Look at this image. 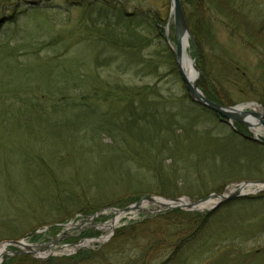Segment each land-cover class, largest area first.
<instances>
[{"label":"rangeland","instance_id":"rangeland-1","mask_svg":"<svg viewBox=\"0 0 264 264\" xmlns=\"http://www.w3.org/2000/svg\"><path fill=\"white\" fill-rule=\"evenodd\" d=\"M122 1L125 3V13L139 12L155 16L162 26L163 37L158 34L152 35L149 44L140 54H131L129 51L123 53L109 40L107 43L100 41L99 36H103L104 39L110 36L122 39L121 33L119 34L120 27L115 25L111 28L103 26L99 30L93 29L88 20L83 21L82 9L75 0H23L14 14L18 19L6 23L0 31V80L9 84L3 91L12 95L24 91L43 93L49 100L54 96L55 99L66 102L82 95H94L95 89L102 90L105 82H118L129 86L156 84L159 88L158 93L165 102H168L166 110L174 111L173 116L178 119L183 118L185 121L195 119V116L200 115L199 111L181 105L183 103L191 107L190 104L196 103L189 98L174 62L172 50L175 48V36L171 0ZM180 1L192 36V40L187 38L186 54L190 59H195L196 65L192 47V43L195 42L201 53L199 64H205L206 68L212 70L209 71L210 74L218 79V83H212L209 89H213L222 104L255 111L264 116L260 94L242 87L241 82L250 80L264 91V77L262 78L263 68L258 55L248 41H245L246 37L231 32L235 23L231 13L237 10L229 9V5L225 6V0H213L212 3L202 0ZM255 1L261 6L264 3V0ZM28 6L36 8H27ZM219 7L223 11H219ZM258 19L264 25L263 17ZM238 28L240 31L244 29L245 32L252 30L250 25L244 23ZM150 53L157 56L158 75L137 69L139 62L149 57ZM169 57L172 58L173 64ZM242 71H245V79ZM8 81L10 83H7ZM150 98L154 100L153 97ZM98 103L101 112L109 113L119 108V103L111 97L106 102L100 100ZM67 113L69 121L63 124L57 122L63 117L62 114L55 119L54 117L45 119L47 129L43 131L42 138L34 137L32 134H27L28 139L14 138L15 133L12 137L11 131L6 129L1 131L3 138H0V246L4 245V250L0 264H146V261L155 254L163 257L170 252L166 250L160 254V243L176 244L188 231H183L184 225L179 228L172 226L171 223L176 220L174 218L153 217L152 215L164 213L167 208L150 201L142 202L143 209L123 212L111 230L103 229L101 226L110 222L116 215L113 209L116 207H113V204L116 205L117 202L118 206H122L123 202L132 204L148 196L167 199L166 194L170 193L177 195L178 198L198 200L210 194H230L244 182L264 180V148L237 142L232 137L228 139L233 150L230 157L235 158V161L237 158L240 159L241 165L238 164V168L235 167L230 172L217 175L224 169L216 162L217 144L222 137L228 138L227 127L235 131L238 126L235 123L240 124L244 128L241 131L246 133L244 135H247V140H250L249 136L257 133L239 122H233L232 126L227 123L220 126L212 121L210 116L207 118L204 116L205 120L201 115L199 123L196 121V124L198 123L195 126L196 131L187 133L190 134V138H178L176 156L172 155L170 149L159 154L155 162L124 164L132 167L144 166V169H138L147 175V180L140 185L141 193L107 195L103 193L106 189L102 184L96 189V184L101 182L107 173L106 170L108 172L111 170L110 167L106 169L104 165L105 160L108 162V158L111 157V151L104 146L111 144L112 135L117 143H120L118 139L125 140V137L121 133L118 135L117 128L114 127L113 130V127H107V119L113 115L107 114L106 118H100L99 110L94 108L79 112L78 120L85 124L92 122L96 129L83 126V129L75 132L72 129L74 125H71L74 122V114ZM1 121L4 126L7 124L6 119ZM98 126L111 131L98 132ZM207 126L212 130H206ZM141 130L139 128L137 133ZM179 132L180 130H177V133ZM244 135L241 138L245 139ZM258 137L264 141V134ZM129 143L134 144L133 141ZM33 152L41 153L40 157L53 169L58 168L62 178L71 181L69 184L73 183L74 187H77L76 182L79 180L88 188L89 193H86L89 198L88 210L103 205L105 207L91 220L87 217L93 215L87 216L86 219L80 213H76L64 224L53 222L56 213H46L47 210L40 205L35 208L37 211L35 216L41 213V222H33L32 218L20 213V208H12L11 204L18 205L20 197L17 196L16 203L12 200L16 194L10 192L12 185L17 184L19 193L28 192L29 182L23 176L26 168L23 165L26 163L25 157L32 155L30 153ZM217 160L219 161L218 157ZM46 164L44 163L42 168H46ZM115 168L118 169L116 166ZM117 172L119 173L118 170ZM226 175L230 177L222 180ZM34 178L39 182L40 176L35 175ZM107 185L109 183L105 184ZM217 188L221 189L216 192ZM98 190L101 193H98ZM240 191L241 197L256 196L264 191V185L247 183ZM206 193V196L198 198ZM216 202V198L211 197L206 204L197 206L196 210L207 212V209L213 207ZM223 205L224 203L220 204L210 212H216ZM248 213L249 211H244V216H248ZM258 213H261L260 218H264V208ZM232 215L238 214L230 213L228 216ZM246 218L250 224L249 228L251 227L252 231L256 230L257 218L253 219L251 216ZM224 223L228 225L229 236L232 237L234 235L232 223L226 221ZM36 225L42 226L33 232L32 228ZM262 232L254 240L251 238L242 242V247L247 248L244 252L222 248L203 264H264V231ZM34 234L39 235L37 239L32 238ZM18 240L32 246L36 252L31 254L23 245L10 243ZM147 245H152V250L146 253ZM80 251L87 252V256L80 261L74 260L72 256ZM41 252H45L46 255H41ZM25 255L29 258L20 257ZM16 256L20 258L13 260ZM191 259L193 258L185 259L186 264L188 260L191 263ZM11 260L13 261L10 263ZM157 261L158 259L154 260Z\"/></svg>","mask_w":264,"mask_h":264},{"label":"trees","instance_id":"trees-1","mask_svg":"<svg viewBox=\"0 0 264 264\" xmlns=\"http://www.w3.org/2000/svg\"><path fill=\"white\" fill-rule=\"evenodd\" d=\"M22 1L0 0V31H2L3 25L6 23L15 22L18 19L14 14L18 11ZM75 1L82 9L83 21L88 20L93 29L99 30L103 26L104 28H111L115 25L120 27L121 32H119V34L121 33L120 35L122 36V39L117 36H110L108 39L99 36V39L105 43L109 40L112 44H116L118 49L123 53L129 51L131 54H140V52L149 44L152 35L158 34L163 37L162 26L159 25L160 23H158L155 16L151 17L139 12L125 13V3L122 0ZM202 1L207 3L213 2V0ZM225 1V6L229 5V9L237 10L236 12L231 13L235 18L233 19L235 23L233 24L231 32L239 33L244 38L246 37L245 41H248L247 43H249L251 48H253V51L258 55L259 63L263 68V78L264 25L260 23L258 18L262 16L264 19V3L261 6L260 3L255 0ZM27 8L35 9L36 7L28 6ZM219 11H223L221 7H219ZM242 23L250 25L252 30L249 32L243 31L244 29L240 31L238 27L242 26ZM192 47L194 55L196 56V66L199 70L198 88L207 98L222 104L216 96V93L212 91L213 89H209V86H211L212 83H218V79L214 78L213 74H210L212 70L208 67L206 68L205 64H199L201 53L199 52L198 45L193 42ZM156 57L153 53H150L149 57L141 60L137 67L138 71L145 70L158 75V61ZM169 58L173 64L172 58ZM120 65L118 67H120ZM236 70H238V68H236ZM244 72L245 71H242V75L245 79ZM221 74L223 75V73ZM249 81L245 80L244 82H241L244 85H242V87L254 93H259L261 97L259 99L262 100L264 106V91H261L262 88H258L256 84ZM7 83H10V81ZM8 86L9 84H6L5 82L3 83V80H0V138H3V134H1L3 129L11 131L12 137L13 133H15L14 138L24 137V139H28L26 138L29 136L27 134H32L34 137L38 138L41 136L40 138H42L44 137L43 131L47 129V124L45 123L47 121L44 120L53 119V117L55 119L62 114L63 117H60L59 120L56 121L63 124L69 121V118L66 116L67 112L74 114V122H72L71 125H74L72 129L75 132L81 128L83 129V126L85 128L90 126L91 129H96L92 122H90V124H85L78 120L79 112H85L90 108H94L99 110L100 118L104 119L108 115H113L112 118L107 119V127H113V130L114 127L115 129L117 128L118 135L120 136V133L121 135L123 134L125 140L118 139L120 143H117L114 141L113 135L111 134V144H106V146H104L108 151H111V157L108 158V162L105 160L106 164H104L106 169L110 167L111 170L109 172L106 170L107 173L102 177L101 182L96 184V189L100 187L99 184H102L103 188L106 189V192L103 193H107V195L141 193L142 187H140V185L147 180V175L140 172L138 169H144V166L138 165L137 167H132L124 164L135 162L136 164H145L148 162H155L159 154L164 151H170V149H172V155L176 156V152L178 151L176 142L179 141L178 138H190V134L188 135L187 133L196 131L197 128L195 126L198 125L201 115L203 116L201 118H204L205 120L210 116L212 121H215L217 125L225 126L226 124V122L221 120L216 114L198 104H190L192 108L187 106V104H181L183 106L186 105V107L190 109L196 108L199 111L200 115L195 116V119L185 121L183 118H176L173 116L175 113L174 111L165 109L166 103L168 102H165L161 94L158 93L159 88L156 84L129 86L125 84L121 85L118 82H105L102 85V90H99L98 88L95 89L94 95H82L66 102L62 99H55L54 96L49 100L45 94L36 92L28 93L24 91L21 94L15 92L12 95L11 93L3 91V89H7L6 87ZM110 97L116 99V102L119 103V108L116 109V111H109V113L106 111L101 112L98 108V101L102 100L106 102ZM150 97H153L154 100ZM166 111L169 112L165 114ZM2 119L7 120L5 126L1 121ZM197 120L198 123L196 124ZM235 124L238 125L236 126L235 131H232L227 127L229 133V135H227L228 138L226 139L222 137V140L217 144V157L219 161L216 157V162L224 168L222 169L223 171L217 175L230 172L231 170H234L235 167L238 168V164L241 165L239 163L240 159L237 158V161H235V158L230 157L233 150L228 142L229 138L232 137L237 142H243L254 147L264 148V144L260 142L254 143L252 140H247V135H244L246 133L241 131L243 127L238 123ZM49 126L55 127L56 125ZM139 128L142 130L140 133H137ZM16 129L17 131H15ZM97 130L98 132L111 131V129L107 130V128H101L100 126H98ZM177 130H180V132L177 133ZM206 130L212 129L207 126ZM243 135L245 136V139L241 138ZM130 141H133L134 144L129 143ZM175 148L177 149L176 152ZM30 154L32 155L25 157L26 163L23 165L26 167L23 176L26 178V181L29 182L27 188L28 192L19 193L17 184L15 183V185H12L10 192L16 193L12 199L15 203L17 196L20 195L18 205L15 206V204H11V206H13L12 208H20V213L25 215V217L32 218L33 222H41L42 214L39 213V216H35L37 213L35 208L37 209V205H40L41 208L47 210L46 213H56L57 216H53L54 219L50 217L53 222L64 224L71 220L76 213H80L83 217H86L105 207V205L98 207L93 206L94 208H92V210H88L87 207L89 206L87 203L89 198L86 193L89 192L88 188L85 187L81 181L77 179L78 183L76 182V185L78 186L74 187L73 183L69 184L71 182L70 180L62 178V173L58 168L53 169L46 164V161L40 157L41 153L33 152ZM235 154L240 158L237 153ZM44 163L47 165L46 168H42L44 167ZM115 166L118 168L117 170L119 173ZM35 175L40 176V178H38L39 182L34 178ZM229 177L230 175H226L222 177V180ZM106 183H109V185L105 186ZM112 186L114 187L111 188ZM90 187L91 185L89 186V189ZM220 189L221 188H217L216 192ZM99 190L98 193H101ZM206 195L207 193L201 194L198 198ZM166 197L176 198L178 196L170 193L168 195L166 194ZM118 203L119 202L112 206L121 208L129 204H124L125 202H123L122 206H118ZM121 203L122 202H120V204ZM130 203L132 202L130 201ZM261 208H264V191L256 196H240L227 200L224 202L223 206L213 213L210 211H187L173 208L166 210L162 214L152 215L156 218H174L176 220L171 223L172 226L179 228L181 225H184L185 228L183 231L187 230L188 232L186 236L176 244L169 245L165 242L160 243V254L166 252V250L170 252L163 257L155 254L157 256L154 255L153 257H150L149 260L146 261V264H186V260L189 258L193 259H191V263H189L188 260L187 264H203L205 261L209 260L214 253L222 248H232L239 252H244L247 248L242 247V242L251 238L254 240L260 232L264 231V218H260L259 215L261 213H258ZM74 209H77V211L74 212ZM244 211H249L248 216H251L253 219L257 218L256 230L252 231L251 227L249 228L250 224L246 218L248 216H244ZM230 213H237L238 215L228 216ZM182 220H185V223H183ZM223 220L232 223L231 227L234 232L232 237L229 236V227ZM41 226L42 225L34 226L32 231L34 232V229ZM142 230L143 229H141V231ZM116 231L118 232L119 229ZM38 236L39 235L34 234L32 238L37 239ZM151 246L152 245L146 246V253L152 250ZM86 256L87 252L83 253L80 251L72 257L74 260L80 261ZM20 257L28 256L25 255ZM20 257L16 256L13 260ZM155 259H158V261L154 262ZM13 260H11L10 263Z\"/></svg>","mask_w":264,"mask_h":264},{"label":"water","instance_id":"water-1","mask_svg":"<svg viewBox=\"0 0 264 264\" xmlns=\"http://www.w3.org/2000/svg\"><path fill=\"white\" fill-rule=\"evenodd\" d=\"M171 14L173 18V32L175 36V48L172 50L173 56H174V62L177 67V71L180 75V78L184 84L185 90L194 103L202 106L203 108L212 111L214 114H216L221 120L225 121L227 124L232 126L233 122H239L243 124L245 127H247L249 130H252V127L250 122L245 117H251L253 118L256 123L255 126H262L264 127V116L261 113L255 112V111H247L243 110L242 108H238L237 106H227L224 104H220L217 102H214L207 98L201 90L198 88V77H199V71L195 65V59H191V70L193 72V77L188 78L183 71L181 62L183 57V48L181 45V40L185 36L186 38L192 40V36L189 30V27L187 25L182 5L180 0H171ZM249 139L257 142H261L264 144V141L258 138L257 136L251 135L248 137ZM247 183L255 184V185H264V180H258V181H252V182H244L241 183L242 185H246ZM242 195L240 191V187L235 188L230 194H210L204 198L198 199V200H184L182 198H176V199H166L168 202L164 203L167 208H180L185 210H196L197 206L203 204L204 202L208 201L209 198L215 197L217 199L216 204L207 209V211L214 210L216 207H218L220 204L226 202L227 200H230L232 198L240 197ZM157 196H148L147 198L140 199L122 209H115L116 214L127 212L131 209H138L141 207V204L143 201H150V202H156ZM96 212L93 214L92 217H87L88 219H93L97 214ZM54 242V241H53ZM11 244H17V245H23L24 248H26L29 253L33 254L36 252L34 248L30 245L25 244L23 241H10Z\"/></svg>","mask_w":264,"mask_h":264},{"label":"bare ground","instance_id":"bare-ground-1","mask_svg":"<svg viewBox=\"0 0 264 264\" xmlns=\"http://www.w3.org/2000/svg\"><path fill=\"white\" fill-rule=\"evenodd\" d=\"M181 45H182V48H183V57H182L181 65H182L183 71L185 72L186 76L190 79V78L193 77L194 74H193V72L191 70V61H190L191 59L186 54L187 38L185 36L181 40ZM245 118L248 120V122H250V124L252 126L250 128H252V131H255L257 134H264V127H262V126H255V127H253L255 125L256 121L253 118H251V117H245ZM244 186H245L244 184L243 185L240 184L239 185L240 190ZM167 202L168 201L166 199H164V198H157V201L155 203H158L159 205L164 206L163 204L164 203H167ZM206 203H207V201L204 202L203 204H206ZM203 204H201V205H203ZM201 205H199V206H201ZM143 208L144 207L141 206L140 208H138V210L139 209H143ZM121 214L122 213H117L115 215L114 219H112L110 222L102 225L101 228L111 230L114 227V224L116 223L117 219L120 217ZM3 250H4V245H1L0 246V257H1V254H2ZM40 254L41 255H46L45 252H41Z\"/></svg>","mask_w":264,"mask_h":264}]
</instances>
